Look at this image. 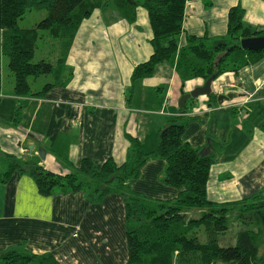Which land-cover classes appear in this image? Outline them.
<instances>
[{"label": "crops", "instance_id": "crops-1", "mask_svg": "<svg viewBox=\"0 0 264 264\" xmlns=\"http://www.w3.org/2000/svg\"><path fill=\"white\" fill-rule=\"evenodd\" d=\"M237 5L244 10L245 24L264 27V0H187L179 46L186 35L224 37L227 13ZM134 14L129 22L113 8L95 9L80 24L66 56L71 80L43 98L29 99L18 127L12 124L16 98L1 89L0 151L31 158L60 175L68 167L59 159L77 166L87 158L100 166L111 158L120 166L131 154L128 136L149 153L157 132L182 118V140L193 149L222 145L207 182L211 202L264 196V57L213 81L212 94L218 86L226 90L218 95L232 94L231 99L218 101L216 95L208 105L202 96L183 115L180 97L205 81L182 84L173 65L164 62L151 77L131 85L134 67L152 53L147 13L137 7ZM164 171L162 160L148 161L131 190L149 199H174L178 191L164 183ZM10 249L50 253L60 264H125L123 198L108 194L92 202L82 192L43 197L30 177L14 175L0 184V253Z\"/></svg>", "mask_w": 264, "mask_h": 264}, {"label": "trees", "instance_id": "trees-1", "mask_svg": "<svg viewBox=\"0 0 264 264\" xmlns=\"http://www.w3.org/2000/svg\"><path fill=\"white\" fill-rule=\"evenodd\" d=\"M187 0H0V62L7 58L13 77L11 95L16 98L13 126L21 123L22 112L29 99L43 98L54 87H65L72 71L65 65L66 56L80 24L95 9L106 11L113 5L118 16L132 22L135 9L147 13L152 33V53L136 65L131 85L153 75L160 63L173 65L181 83L193 79L216 80L226 74H236L264 57V49L251 52L240 48L242 39L264 36V27H252L243 21L244 10L237 5L227 13L224 37L186 35L179 46ZM29 11H44L45 16L33 28H19L18 21ZM53 43L52 60L33 62L39 39L44 35ZM54 52L57 55H54ZM52 56V57H53ZM48 76L51 81L40 90H32L31 81ZM1 92V75H0ZM195 99H188L181 114H187ZM216 95L208 96L207 104ZM186 119H175L163 126L156 135L154 149L145 153L141 143L132 137L129 161L117 166L111 158L100 166L84 158L77 166L59 159L68 171L55 174L31 158H16L0 151V184L16 175L30 177L40 196L84 193L92 202L108 194L122 196L125 218V264H264V238L260 215L264 213L261 193L247 199L214 203L207 197V182L211 166L217 161L222 145H208L206 151L193 149L183 142ZM150 160L165 163L164 183L178 191L172 200L149 199L133 192L130 184L141 175L142 167ZM2 167V168H1ZM196 212V215L190 212ZM190 213V214H189ZM243 225L234 244L219 245L229 224L230 215ZM251 216V221L242 218ZM264 220V219H263ZM0 264H60L50 253L33 254L24 249L0 253Z\"/></svg>", "mask_w": 264, "mask_h": 264}, {"label": "rangeland", "instance_id": "rangeland-1", "mask_svg": "<svg viewBox=\"0 0 264 264\" xmlns=\"http://www.w3.org/2000/svg\"><path fill=\"white\" fill-rule=\"evenodd\" d=\"M110 8L114 9L113 5L109 6V9ZM44 16H45L44 11H29L22 17V19H20L18 21L17 25L19 28H33L36 23H38L42 18H44ZM40 35H44V36H43V38L39 39L37 42V47L35 49V55L33 58V62H37L40 59H46L47 58L48 60H52V58H54V56H53L54 47L52 46L53 42L45 36L44 32L40 33ZM54 55H57V53L54 52ZM0 75H1L2 92L3 93H10L13 89V77H12L10 71L8 70L7 58L5 56H1ZM30 81H31L32 90L38 91L42 88V86L44 84L48 83L51 80L48 76L47 77L43 76V77L38 78L35 81H32V79H30ZM216 90L217 91H215L213 93L214 95H216V93L226 92L225 89H220L218 86H217ZM200 97H202V96H200ZM200 97H198V98H200ZM198 98H196V99H198ZM206 99H208V97H206ZM147 148H149L148 145L146 146L145 149H147ZM147 150H149V149H147ZM190 213L196 215L195 211L190 212ZM263 219H264V213L262 215H260V221L262 222L261 223L262 237L264 238V220ZM242 220H245V222H248V221L250 222L251 216L245 215L242 218ZM243 228L253 229V227L251 225H248V226L243 225L239 220L236 219L234 214L230 215L227 231L223 235L219 236V245L221 247H227V246L233 245L236 233ZM263 250H264V246L261 248L260 253H262ZM217 264H221V263H217Z\"/></svg>", "mask_w": 264, "mask_h": 264}, {"label": "water", "instance_id": "water-1", "mask_svg": "<svg viewBox=\"0 0 264 264\" xmlns=\"http://www.w3.org/2000/svg\"><path fill=\"white\" fill-rule=\"evenodd\" d=\"M240 48L251 52H257L263 50L264 36L242 39L240 41ZM212 83H213V79H209L204 82V85L202 87L196 88L187 94H183L179 99L178 108L183 109L188 99H196L200 96H206V97L210 96L211 93L213 92ZM232 96H233L232 94L218 95L217 100L224 101L226 99H231ZM39 156L41 159H43L44 151L42 149L39 150Z\"/></svg>", "mask_w": 264, "mask_h": 264}, {"label": "built area", "instance_id": "built-area-1", "mask_svg": "<svg viewBox=\"0 0 264 264\" xmlns=\"http://www.w3.org/2000/svg\"><path fill=\"white\" fill-rule=\"evenodd\" d=\"M221 94H222V92H220ZM219 93H216V95H218ZM224 95H226V94H224Z\"/></svg>", "mask_w": 264, "mask_h": 264}]
</instances>
